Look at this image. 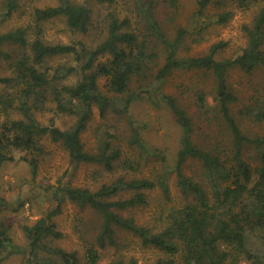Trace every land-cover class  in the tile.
<instances>
[{"label": "trees", "instance_id": "trees-1", "mask_svg": "<svg viewBox=\"0 0 264 264\" xmlns=\"http://www.w3.org/2000/svg\"><path fill=\"white\" fill-rule=\"evenodd\" d=\"M97 1L110 3L114 0ZM248 1L242 3L250 5ZM152 2L141 1L138 5L142 7L149 29L155 31L166 45V60L158 70L147 64L148 45L139 41L137 32L123 28L130 25L128 18L120 20L111 16L108 35L95 48L82 41L45 40L40 23L59 16L66 17L71 30L87 32L93 21L92 9L83 2L60 0L58 5L37 7L35 20L39 22L31 28L18 25L3 29V20L0 19V61L7 64L6 72L0 71V169L9 160H23L30 165L33 176H37L45 153L44 136L62 143L75 165L92 162L101 163L109 171L116 169L123 150L112 145L110 135L102 139L94 151L86 149L82 140L95 104L99 105L102 114L113 105L117 112L130 116L133 102L146 97L156 104L168 106L182 128L173 165H166L156 177L121 174L97 189L62 182L52 186L55 187V200L46 214L34 224L23 226L27 236L23 252L29 264H41V261L46 264H83L77 251L51 247L46 241L63 234L54 217L61 211L64 198L81 207H90L101 216L102 224L97 235L99 247L119 245L116 228L120 227L139 236L143 245L161 251L162 255L149 264H264V134L245 131L243 122L232 109L239 96L229 79L233 67L252 71L264 64V5L252 24L245 26L249 44L238 54L218 57L224 42L214 43L204 54L179 55L178 49L187 31L181 28L171 40L156 23ZM211 2L199 0L196 13L205 15ZM18 3L19 0H5L2 5L4 16L12 15ZM225 4L221 0V5ZM230 16L231 11H223L219 19L225 21ZM30 30H33V36ZM106 54L110 55L109 58L101 61L100 56ZM71 55L80 65L82 78L74 84H64L62 80L77 66L61 63L51 71L48 60ZM179 67L211 70L216 77L212 100H206L203 93L198 98V104L208 105V110L215 111L220 119L219 130L203 143L194 139V121L187 109L160 85ZM100 75H106L107 92L113 95L99 86ZM134 83L139 85L134 88ZM49 109H54L56 115L75 114L77 119L65 128L56 123L55 115L49 122L40 120L38 112ZM239 113L241 116L251 115L255 122L264 123V100L259 106L243 107ZM130 118L134 121L132 116ZM142 136L135 124L132 142L148 156H160L161 152L152 149ZM162 157L165 163L168 162L167 156ZM192 159L200 162V178L184 171L186 163ZM121 163L125 169L139 167L132 160ZM173 171L177 184L189 197L186 204L168 210L155 226L139 224L134 216L124 213L149 203L148 190L156 186L170 198L169 178ZM8 202L0 191V209ZM11 240L8 227H0V248ZM87 255V264H98V248L89 247ZM109 264L141 263L135 257H119Z\"/></svg>", "mask_w": 264, "mask_h": 264}, {"label": "rangeland", "instance_id": "rangeland-1", "mask_svg": "<svg viewBox=\"0 0 264 264\" xmlns=\"http://www.w3.org/2000/svg\"><path fill=\"white\" fill-rule=\"evenodd\" d=\"M5 0H0V19L3 20V29L18 25L27 27L36 25L35 9L54 6L60 0H19L18 7L12 15L5 17L2 5ZM87 4L92 9V24L87 32L71 30L66 22V17L59 16L42 21L45 40L51 42H76L82 41L88 47L95 48L108 35L109 18L118 17L120 20L128 18L130 25L123 28L138 33L139 41L148 45L149 58L147 64L158 70L164 64L167 56L166 45L149 25L139 7L141 1L146 0H114L101 3L97 0H74ZM199 0H153L152 12L159 28L171 40L185 29L186 36L179 47V55L190 56L204 54L216 42H224L218 52V57L233 56L238 54L249 44V34L246 25H251L253 19L264 5V0H249L250 5L242 3L243 0H212L206 9L205 15L196 13ZM231 11L228 20L221 21L219 14ZM111 13L110 16H108ZM33 36V30H30ZM109 54L101 55L100 60L106 61ZM51 71L61 63L76 65L65 79L64 84H74L82 78L80 65L74 56L54 57L48 60ZM7 64L0 61V71H5ZM6 72V71H5ZM232 86L236 89L239 99L232 104V109L238 119L243 122L245 131L264 134V123L252 120L251 115L241 116L239 110L247 105L259 106L264 100V64L257 66L252 71L241 67H233L229 73ZM99 86L104 91H109L106 75L98 77ZM139 83H134L135 86ZM163 91L174 94L179 102L187 109L194 121V139L203 143L209 135L219 130L220 119L216 112L208 110V105L198 104L199 95L202 93L207 98L214 97L216 77L211 70L200 68H175L160 83ZM113 95L112 92H107ZM52 106V105H50ZM1 113V109H0ZM55 115L56 123L61 127H69L76 121L75 114H55L54 109L38 112L40 120L49 122ZM4 115H2L3 117ZM130 116L134 119L131 121ZM130 116L115 110V106H108L105 114L98 104L93 106V112L88 120L87 127L82 133V140L86 149L96 150L100 141L110 135L112 145L123 150L122 158L117 163L116 169L107 170L101 163L82 162L75 165L71 162L69 152L60 142L52 141L44 136L42 143L45 153L40 162L37 176H33L30 165L23 160H9L0 169V191L9 200L8 204L0 209V227H8L11 241L7 246L0 248V264H29L23 248L27 245V236L23 226L34 224L44 216L51 202L55 200L52 186L70 183L72 186H86L97 189L104 182H110L115 177L126 174L132 176L156 177L157 173L171 164L173 165L176 153L182 138V128L177 123L174 113L165 104H156L146 97L136 99L131 105ZM220 117V116H219ZM3 120V118H1ZM140 129L145 142L152 148L161 152L160 156L151 157L147 152L134 142V125ZM215 131V132H214ZM162 155L167 156L164 162ZM125 160H132L139 164L137 169L123 168ZM170 168L171 169V166ZM184 171L188 175L202 177V168L197 160H189ZM176 172L170 175L171 197L167 198L161 187L148 190L149 203L132 208L124 213L132 215L139 224L155 226L160 222V216L166 215L173 207L181 206L189 201L182 189L177 184ZM61 180V181H60ZM62 236L46 239L51 247H62L69 251H77L81 262L87 264L88 248L95 246L99 250L98 264H109L115 258L129 259L135 257L141 264L154 262L162 255L154 247L145 246L139 236L120 227L116 228V238L119 245L99 247L97 235L100 231L101 216L90 207H81L77 202L62 199L61 211L54 217ZM48 256L47 252H43ZM41 264H46L41 261Z\"/></svg>", "mask_w": 264, "mask_h": 264}]
</instances>
